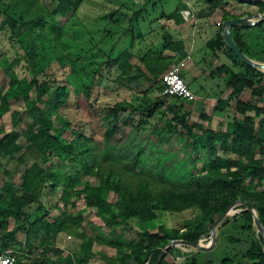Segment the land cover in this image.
<instances>
[{
    "label": "rangeland",
    "instance_id": "374dc122",
    "mask_svg": "<svg viewBox=\"0 0 264 264\" xmlns=\"http://www.w3.org/2000/svg\"><path fill=\"white\" fill-rule=\"evenodd\" d=\"M73 1L74 7L60 15L52 13L57 0H17L16 3L5 0L2 3L8 6L5 14L22 22L24 28L15 43L9 39L8 30L0 29V61L3 58L10 61L14 56L20 55V61L13 69L18 78L34 76L38 82L66 88L69 99L61 112L72 120L80 119L86 128L91 129L93 141L88 142V146L92 172L108 176L120 189L132 192L137 185L144 184L149 194L154 196L184 191L191 181L206 183V162L195 155L188 140L180 135L182 129L179 124L166 126L171 115L165 116L161 112L166 106L181 103L190 113L187 121L199 122V102L207 96L210 99L209 97L219 95L218 86L223 76H215L211 70L220 64L226 65L223 58L216 56L220 11L215 10L210 14L204 4L206 0H153L147 5L141 0ZM179 5L190 16L182 19L185 14H180V21L177 23L171 15ZM220 7L228 14L241 17L264 12H259L254 6H237L229 1H225ZM1 18L2 15L0 23ZM214 21L217 26H210ZM234 34L250 56L264 63V21L249 28H237ZM125 51L131 55L128 59L131 64L139 65L137 58H158L165 69L184 58L181 78L191 93H194V97L196 95L195 101L174 102L173 98L161 97L156 87L141 94L132 83L119 78V70L111 63L115 56ZM165 69L161 68V75ZM151 70H156V67L152 65ZM232 72L235 70L229 67L226 69L227 76ZM0 86H7V80L1 71ZM85 93H88L87 97ZM116 102H124L135 109L148 104L156 106L153 111L149 108L151 115L148 117L138 116L137 111L130 114L129 109L117 114L116 121L119 124L130 122L138 126L137 135L124 136V141L121 140L124 144L119 148L109 143L103 144L101 140L104 129L112 123V119L107 118L106 114ZM211 102L206 101L201 107L208 115L210 128L222 129L240 118L233 111L232 101L225 112L213 111ZM9 105V112L0 119L1 135L10 130L21 133L30 123L24 115L21 102H10ZM57 125L54 121L53 129ZM63 137L70 139L67 134ZM17 142L24 146L21 138ZM138 146L142 150L133 159L134 150ZM217 156L221 160L236 159L230 152L218 151ZM51 165L60 174L68 169L66 164L56 160H52ZM1 168L12 175L11 182L19 183L18 176L23 165L1 157L0 186L5 180ZM109 198L113 199L114 196L110 194ZM53 201L54 198H51V202L46 199L43 201L45 207L28 208L30 218L44 216L51 222L52 216L56 214V210L50 209ZM45 209L48 210L47 214ZM242 209L243 207L236 206L233 208L236 213L225 217L227 223L216 230L211 249L194 252L187 247H173L166 263L239 264L240 255L248 249L250 240L257 239L259 235L253 227L251 232L242 227L244 220L238 216ZM77 211L82 214L80 227L76 231H60L49 240L61 248L63 254L78 255L80 242L76 234L78 231L83 232L93 241V257L88 264H115V251L108 246L109 242L115 241L124 246L136 241L141 231L155 232L158 225L167 229H182L189 228L200 220L197 210H185L179 214L163 213L154 222L139 225L129 222L111 234L106 226L107 216L94 215L90 209L83 207L81 201L75 202L74 208H68V212L73 213L72 216ZM22 239V235H17L18 241L22 242ZM200 240L202 245L209 241L206 236H201ZM10 250L16 251L21 259L27 256L35 260L41 259L39 252L30 253L21 246ZM49 258L52 260L53 256L49 255Z\"/></svg>",
    "mask_w": 264,
    "mask_h": 264
},
{
    "label": "trees",
    "instance_id": "16d2710c",
    "mask_svg": "<svg viewBox=\"0 0 264 264\" xmlns=\"http://www.w3.org/2000/svg\"><path fill=\"white\" fill-rule=\"evenodd\" d=\"M4 1L0 0L2 15L0 29L8 30L9 39L15 43L24 25L5 14L8 6L2 4ZM16 1L13 0V3ZM225 1L254 6L259 12L264 11V4L259 2L206 0L204 4L210 14L215 10L220 11V24L225 20L241 17L237 14H228L221 9L220 6ZM152 2L153 0L143 4ZM74 4L73 0H57L52 13L64 15L69 8L74 7ZM183 9L184 7L179 5L171 15L177 23ZM236 30L237 28L231 29V38L240 52L249 59L258 60L250 56L236 39L234 34ZM216 43L234 63L245 69L243 75L229 74L225 86L230 90V94L237 95L243 89H249L251 94L260 95L263 90L257 86L253 87L256 82L251 80V76L259 77L261 74L237 61L223 45L219 30ZM130 57L131 55L125 51L111 60L120 72L119 78L132 83L141 94L156 87L160 95V80L163 75L160 72L165 69L164 64L160 63L158 58L153 60L140 58L139 65H131L128 63ZM19 61L20 55L14 56L10 61L5 58L0 61V71L7 80L6 88L0 86V119L9 112L10 102H21L24 115L30 122L21 133L10 130L1 135L0 132V158L7 157L24 166L18 176V184L11 182L12 175L1 168L5 180L0 186V253L21 246L30 253L39 252L41 259L17 257V264H88L93 257L91 252L93 241L83 232L78 231L76 234L80 242L78 255L63 254L62 250L50 241L60 231L66 229L76 231L80 227L81 212L77 211L74 216L68 212V208H74L75 202L78 201L94 215L107 216L106 226L111 234L129 222L135 225L154 222L163 213L179 214L185 210L199 212L200 220L189 228L167 229L158 225L155 232L141 231L136 241L128 242L124 246L115 241L109 242L108 246L115 251V264H152L169 241L176 239L195 241L205 235L213 221L234 201H241L250 206L257 214V219L264 230V114L260 117L262 114L260 109L250 106L247 102L235 100L234 110L242 119L225 130L213 131L203 125L209 120L202 111L198 113L199 122L190 123L187 121L189 112L183 108V104L166 106L161 112L165 116L171 115L166 126L171 127L172 123L179 124L182 129L180 135L188 140L195 155H198L202 162H206V183L191 181L190 186L184 191L151 196L144 184L137 185L136 190L131 192L120 189L108 176L92 172L88 146V142L93 141L91 129L86 128L80 119L72 120L61 112L69 99L66 88L38 82L34 76L18 78L13 69ZM152 65L156 70H151ZM221 69L223 68L221 67L218 73ZM85 96L87 97L88 93H85ZM170 98H173L174 102L191 103L175 97ZM215 105L214 109L222 111L227 102L216 100ZM149 108L153 111L156 106L148 104L135 109L124 102H116L106 114L107 118L112 119V123L102 133L103 144L109 143L119 148L124 144L122 142L126 136L137 135V125L130 122L119 124L116 121V116L121 110L129 109L130 114L137 111L138 116L148 117L151 115ZM256 118L257 126L254 122ZM54 121L58 125L53 129ZM65 134L70 137L69 140L63 137ZM19 138L23 140L24 146L17 142ZM141 150V146L134 150L133 159ZM218 151L230 152L236 159L221 160L217 156ZM52 160L66 164L68 166L66 172L62 174L56 172L51 165ZM84 178L88 180H83ZM110 194L114 196L113 199L109 198ZM51 198H54V201L50 209L56 210L51 222L44 216L31 219L27 209L42 207L43 201L47 199L51 202ZM47 213L48 210L45 209V214ZM238 216L244 220L242 227L251 232L250 214L241 211ZM226 223L225 218L220 227ZM19 234L22 235V242L17 240ZM170 252L171 250H168L164 254L159 264H167ZM49 255L53 256L52 260ZM240 259L239 264H264L260 235H257V239L250 240L248 249L240 255Z\"/></svg>",
    "mask_w": 264,
    "mask_h": 264
},
{
    "label": "water",
    "instance_id": "95a60500",
    "mask_svg": "<svg viewBox=\"0 0 264 264\" xmlns=\"http://www.w3.org/2000/svg\"><path fill=\"white\" fill-rule=\"evenodd\" d=\"M246 2H259L264 4V0H241ZM264 21V12L261 14H253L239 18L228 19L220 24V38L223 45L233 54L237 61L241 64L246 65L247 67L255 70L261 74H264V63L255 62L247 58L244 54L240 52L236 44L231 38L230 30L233 28H249L255 26ZM236 206H241L243 209L241 211H246L251 216L252 227L255 229V232L258 233L262 238V254L264 256V230L260 225L255 211L245 203L241 201H234L229 204L226 209L213 221L210 230L203 235L209 239V242L206 245H202L200 238L195 241H185L181 239L169 241L159 252L156 259L152 264H159L160 260L163 258L164 254L173 247H187L193 251L198 250H209L212 248L215 242V231L221 221L227 217L233 211V208Z\"/></svg>",
    "mask_w": 264,
    "mask_h": 264
},
{
    "label": "crops",
    "instance_id": "0c3cea01",
    "mask_svg": "<svg viewBox=\"0 0 264 264\" xmlns=\"http://www.w3.org/2000/svg\"><path fill=\"white\" fill-rule=\"evenodd\" d=\"M237 6H240V5H238V4H236ZM253 15V14H252ZM212 25H216L217 26V23L214 21V22H212V24L210 25V26H212ZM220 30V29H219ZM219 35H220V32H219ZM230 35H231V30H230ZM216 48L218 49L217 50V53H216V56H219L220 58H223L224 59V61H225V63H226V65L225 64H220V65H218V66H215L211 71L212 72H214V74H215V76H218V77H220V76H223L222 78V82H221V84H220V86H218V89H219V95L217 96V97H209L210 99H208L207 97L206 98H204V100H202L201 102H199V104H200V106L202 107V105H203V103L204 102H208V101H212L211 103V105H212V110L213 111H220V110H216V108L214 109V106L216 107V105H215V101L216 100H222V101H226L227 102V105H226V107L224 108V109H222V111L221 112H225V109L227 108V106L229 105V103L231 102L232 104H233V111L235 112V110H234V101L235 100H239V101H241V102H243V103H245V102H247L250 106H252V107H255V108H257V109H260V111L262 112V114H260V117H262L263 116V114H264V74H261V76H259V77H257V76H251V80L252 81H255L256 82V85H254L253 87H255V86H257V87H260L263 91H262V93L259 95V94H257V95H253V94H251V91L249 90V89H243L239 94H237V95H232V94H230V90H228L227 89V87L225 86V82L227 81V79H228V77H229V74H236V75H243L244 73H245V69L242 67V66H239V65H237L236 63H234L233 62V60H231L227 55H226V53L224 52V50H223V48L221 47V46H219L217 43H216ZM214 55V54H213ZM131 58V57H130ZM138 60L140 59V58H137ZM138 60H137V62H138ZM251 60H253V59H251ZM182 61H183V64L185 63V60H184V58L182 59ZM253 61H255V62H258V63H262V61H259V60H253ZM128 63L129 64H131L130 63V61L128 60ZM134 64H136V63H134ZM134 64H131V65H134ZM223 68V69H221V71L218 73V70H220V68ZM232 68V69H234L235 70V72L233 73H229L228 74V76L226 75V69L227 68ZM183 68H184V66H183ZM211 74V72H209L208 73V75H210ZM225 77H227V78H225ZM186 84V83H185ZM186 86L188 87V85L186 84ZM222 89H223V91H222ZM194 94V93H193ZM195 98H197L196 97V95H195ZM194 104V103H193ZM200 107V110H198V113H199V111H202L204 114H205V112H204V110H203V108H201ZM205 111H206V109H205ZM236 113V112H235ZM240 118H238L236 121H234V122H239L241 119H242V116L240 115V114H238V113H236ZM189 115H190V113H189ZM189 115H188V117H189ZM247 115H252V113H247ZM205 116L207 117V119H208V115H206L205 114ZM197 120H198V115H197ZM209 120V119H208ZM196 122V121H195ZM234 122H231V125L234 123ZM254 122H255V126H257L258 125V118H256V119H254ZM203 125H205V126H207L209 129H211V130H225V129H227L230 125L229 124H226V126L224 127V128H222V129H219V128H216V129H212V128H210L209 127V121L207 122L206 121V123H203ZM263 128H264V126H263ZM225 219V218H224ZM223 221V220H222ZM220 227V224H219V226L216 228V230L218 229ZM215 235H216V231H215ZM214 245V244H213ZM55 247H57V246H55ZM213 247V246H212ZM58 248V247H57ZM60 250H61V248H59ZM195 252V251H194Z\"/></svg>",
    "mask_w": 264,
    "mask_h": 264
},
{
    "label": "built area",
    "instance_id": "2783aa9c",
    "mask_svg": "<svg viewBox=\"0 0 264 264\" xmlns=\"http://www.w3.org/2000/svg\"><path fill=\"white\" fill-rule=\"evenodd\" d=\"M150 1L151 0H141L142 3ZM180 14H185V16H182V19L190 16L188 11H181ZM183 66V61L180 60L176 63L171 64L166 69L160 80V96L167 98L175 97L182 101L192 103L195 101V97L181 78ZM17 257L18 253L16 251L10 249L6 250L0 253V264H17Z\"/></svg>",
    "mask_w": 264,
    "mask_h": 264
},
{
    "label": "bare ground",
    "instance_id": "6f19581e",
    "mask_svg": "<svg viewBox=\"0 0 264 264\" xmlns=\"http://www.w3.org/2000/svg\"><path fill=\"white\" fill-rule=\"evenodd\" d=\"M234 213V211H231L230 214Z\"/></svg>",
    "mask_w": 264,
    "mask_h": 264
}]
</instances>
